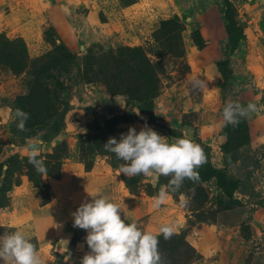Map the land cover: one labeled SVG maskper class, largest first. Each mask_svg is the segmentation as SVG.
<instances>
[{
	"label": "rangeland",
	"instance_id": "obj_1",
	"mask_svg": "<svg viewBox=\"0 0 264 264\" xmlns=\"http://www.w3.org/2000/svg\"><path fill=\"white\" fill-rule=\"evenodd\" d=\"M226 13L242 33L225 79ZM14 98L23 132L4 105ZM230 101L259 111L227 135ZM145 125L199 144L225 186L185 180L153 209L170 178L118 175L103 146ZM38 141L46 177L28 162ZM97 191L144 231L173 226L159 236L168 264H264V0H0V235L22 230L46 264H80L87 233L72 213Z\"/></svg>",
	"mask_w": 264,
	"mask_h": 264
},
{
	"label": "clouds",
	"instance_id": "obj_2",
	"mask_svg": "<svg viewBox=\"0 0 264 264\" xmlns=\"http://www.w3.org/2000/svg\"><path fill=\"white\" fill-rule=\"evenodd\" d=\"M189 84L193 89L205 87L203 81L193 77ZM259 111L258 105L230 101L222 109V121L226 126H237L241 119ZM29 114L17 108L14 120L19 131H26ZM37 143L29 144L28 162L44 177L48 169L37 158ZM106 152L114 154L122 163L118 175L145 176L158 181L169 177L168 184L152 197V208L159 209L169 193H176L185 180L198 182V169L206 162L204 149L190 138H174L159 135L145 125L138 132L129 127L119 140L109 138L104 145ZM72 213L73 226L85 230V242L89 252L80 264H168L159 250V236L165 240L174 235L171 225H161L157 233L142 230L136 222L127 223L123 218L121 203L112 202L102 192L89 195ZM189 198L181 196L180 205L187 206ZM125 206V205H124ZM0 261L3 264H46L38 254L32 238L22 230L5 231L0 235Z\"/></svg>",
	"mask_w": 264,
	"mask_h": 264
},
{
	"label": "trees",
	"instance_id": "obj_3",
	"mask_svg": "<svg viewBox=\"0 0 264 264\" xmlns=\"http://www.w3.org/2000/svg\"><path fill=\"white\" fill-rule=\"evenodd\" d=\"M227 17L230 21L231 27L228 26V31L230 32V38H229V41H228L226 48H225V51H224V55H225L226 59H222V60H219L216 62V66H217L218 71L220 72L222 77L225 79L227 78L226 73H225V66L228 64L227 58L238 47L239 39L237 37H238V35H240L242 33L241 28L238 27L236 25V23L230 19L229 13H226V18ZM5 102L6 103H4V105L10 106V107L14 108V110H16L17 108L22 110L21 102H20L19 98L9 99ZM61 121H62L61 118H56L50 122L49 126L53 132L51 135L56 134L61 130V126H60ZM230 127H231V125L224 127V132L227 135H229ZM198 173H199V177L203 181H208L215 176L218 178V181L222 184V186H225V182L223 180V176L226 175L225 171L213 167L208 160H206V162L198 169ZM219 179H221V180H219ZM233 185H234V183H233ZM230 190H232V189H230Z\"/></svg>",
	"mask_w": 264,
	"mask_h": 264
},
{
	"label": "crops",
	"instance_id": "obj_4",
	"mask_svg": "<svg viewBox=\"0 0 264 264\" xmlns=\"http://www.w3.org/2000/svg\"><path fill=\"white\" fill-rule=\"evenodd\" d=\"M206 226H208V224H203V227L204 228H208V227H206ZM192 241H190V243H191ZM200 250V252H201V254H203L204 256H207L208 254L206 253V250L205 249H199Z\"/></svg>",
	"mask_w": 264,
	"mask_h": 264
}]
</instances>
